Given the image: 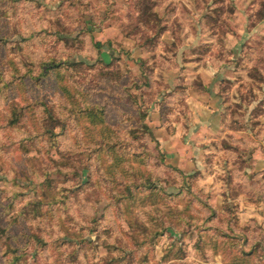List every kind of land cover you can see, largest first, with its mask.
Segmentation results:
<instances>
[{
    "label": "clouds",
    "instance_id": "9594fccd",
    "mask_svg": "<svg viewBox=\"0 0 264 264\" xmlns=\"http://www.w3.org/2000/svg\"><path fill=\"white\" fill-rule=\"evenodd\" d=\"M0 264H264V0H0Z\"/></svg>",
    "mask_w": 264,
    "mask_h": 264
}]
</instances>
